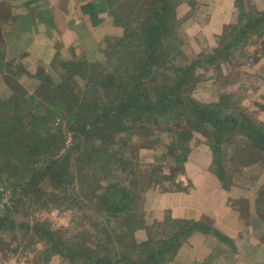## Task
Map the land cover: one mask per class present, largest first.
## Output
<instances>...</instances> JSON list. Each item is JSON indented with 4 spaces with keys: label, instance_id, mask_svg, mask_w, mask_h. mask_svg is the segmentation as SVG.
Segmentation results:
<instances>
[{
    "label": "rangeland",
    "instance_id": "374dc122",
    "mask_svg": "<svg viewBox=\"0 0 264 264\" xmlns=\"http://www.w3.org/2000/svg\"><path fill=\"white\" fill-rule=\"evenodd\" d=\"M171 1L176 19L174 34L177 40L174 43V49L180 48V51L175 52V54H167V59L170 62L165 66H157L151 74L146 75L145 87H147V91H144L142 93L144 95L141 97L144 100L154 102L160 108L164 107L157 103V98L164 87L160 83L157 85L155 77L159 78L161 73L162 78H164L163 73L171 74L172 70L168 68L169 66H185L191 62H197L192 75L181 89L189 109L194 101L200 104L223 102L225 104L221 106L222 109L228 114L239 117L241 122L250 120L264 127V19H262L264 13H259L264 12V0H244V11L241 13V17H238L234 0L233 4H227L228 0H224V5L218 4V6L217 0ZM220 1L223 2V0ZM106 3L109 10L108 15L102 21L103 26L98 27L100 24L97 23L101 22L98 20L95 28L102 29L103 32L108 28V32L102 37L101 44L94 51H91L92 53L87 54L93 59H89L84 53L70 56L63 48L57 47L49 64H42V62L34 64L36 63L34 62L33 67H26L23 59L8 58L4 48L3 35H0V51L3 52V61L0 57V62L3 63L8 60L12 62L10 65L7 63L0 66V104L8 99L12 92L19 94L25 90L27 94L35 93L38 89L39 80L32 74L38 73L37 70L40 68L49 75V78L51 77L54 82L53 85H62L65 82L70 89L80 96L83 93H88L90 96L88 90L93 79L90 77L88 67L91 61H102L100 64L104 67L99 73H96L98 77L107 73L109 79L112 76L114 78L123 76V71L117 72L110 67L109 63L106 64L107 52L118 50L121 62L122 59L130 57L131 48L125 42L127 40L132 41L133 38L129 37L134 36L133 31L142 30L135 26L140 8L150 10L155 4L153 0H106ZM228 10H233L229 17H220L221 12H228ZM258 17L260 18L257 19ZM91 22L93 24V21ZM123 26L127 30H124ZM242 26L247 28L245 34L239 31ZM216 28H219V31H216ZM234 37L237 39L234 40ZM108 40L111 41V45L118 40L122 41V44L118 43L116 48L111 49L110 46L106 47ZM227 43L231 44L224 51L226 54L212 53V49H221ZM139 48L141 49L142 46L140 45ZM139 52L140 50L137 51V53ZM212 57L214 60L210 63H205V60H202H210L209 58ZM75 61H77V65L81 66L80 68L70 63H75ZM63 73L67 74L68 79L66 81L60 79V75L63 76ZM153 75L155 81L152 79ZM103 79L102 76L99 86H97V98H105L103 92L106 93L110 89L106 78ZM140 79L142 80L143 77ZM16 82L19 84H17L18 86L15 85L13 89L11 83L15 84ZM155 82L157 86H154ZM102 84L107 85V87L100 88ZM170 85L173 84L167 83L165 87ZM155 87L159 89L157 92L154 90ZM140 89H142V84ZM53 94L55 97L57 96L55 93ZM25 96L28 95L25 94ZM49 97L52 98L46 94L43 97L36 96L35 99L29 100V110L38 108L41 110L50 103ZM107 97L109 98L108 95ZM8 101L4 102L7 107L11 105ZM59 101L64 103L61 99ZM167 109L170 112L166 114L159 113L157 110L151 112L144 110L140 112L143 114L140 117L136 118L135 113L132 117H127L125 125H129L131 129L127 133H119L121 135L117 137L114 146L108 150L113 152V149L114 155L109 154L106 159L99 158L94 154V151L92 152L93 159H91L90 154H87L91 152L89 147H87L86 155H81L80 150L71 147L74 144L68 137V132H65V145L60 143L55 152L57 154L63 153L71 162L70 171L73 174L71 189L76 202L72 207L71 205H67L68 207L61 206L53 202L56 199L51 200L49 198L50 193H47L43 197L39 196L40 199H46L48 203L43 208L40 206L37 194L33 193L22 198L23 204H14L11 209L14 212L17 211L15 213L16 220H22L23 225L10 229H0V264H82L79 260L81 258L74 254L63 253V251L62 254L54 252L47 257L43 253V250L48 248L46 240L33 232L32 227L27 228L25 222L33 226L35 219L36 221H39L40 218L51 221L53 228L57 229L65 239H71L73 242L80 241L84 237L83 233H97L95 230L98 229L91 227L90 222H97L94 223L96 228L103 227L102 233L112 230L113 225L118 226L126 223L127 216L103 221L102 217L95 216V206L92 202L93 196H95L94 186L107 187V184L111 183L127 184L129 188L135 189L137 203L136 209L134 208L132 212L135 211L137 218H142L140 221L142 227L135 229L132 234L135 241L139 243L145 242L147 239L154 241L165 238L171 234L173 228L195 219L173 218L170 210L167 209L168 199L161 201L159 195L162 192L176 193V195L190 192L193 189L191 179L200 172L207 173L213 181L221 182L217 174L213 172L219 166L224 168L225 184L230 188L233 187L234 194L239 196V198H229L228 204L238 212L241 219L239 225L246 224L239 229L238 239L235 240L238 241L237 247L232 243V248L230 247L232 251H230L226 247V243L220 241V246L211 252L209 247L203 248L202 244L197 243L196 240L195 243L189 241L191 245L186 243L185 241L191 233L187 236H180V239L185 238L184 245L179 246L183 248L181 250L178 248L167 264H176L183 259L186 264H264V252H262L264 251V209L258 207V200L264 198V149H253L251 147L252 141L246 135L228 131L221 145V155H216L214 162L212 150L214 137L208 131H203L201 127L193 129L189 119L176 118L177 113L183 110L180 106H168ZM4 113L0 109V120ZM172 116L175 118L172 119ZM134 117L135 121L132 123ZM165 117H169V119L166 120ZM61 120V123H64L65 119L62 118ZM56 121L58 119H55ZM188 127L192 132L190 137L184 135ZM184 145L187 146L188 150L185 151L183 163H178L176 162V155L181 154L180 146ZM218 161H221V165L217 163ZM89 163L90 165H88ZM92 168H94L93 171ZM185 168H187V172ZM6 172V169H0L1 186L3 179L10 174V172ZM91 179L93 182L90 181ZM52 188L50 186L47 189L56 190L53 191L57 192L56 195H62L60 190L55 188L52 190ZM153 191H156V195L152 194ZM4 196L5 193L0 197V215L4 210L3 198H7V195ZM191 196L188 197V201L194 202L192 200L195 196ZM48 199L50 200L48 201ZM72 202L70 201V203ZM101 210L106 213L102 208ZM121 219H123L122 222ZM209 220L211 221V219ZM209 220L204 221V223L211 225V222L207 223ZM247 225L251 227L253 225L249 229L252 231L251 233L246 231ZM26 230H29L27 234H25ZM123 230L115 229V231L125 234L127 231ZM114 238L115 244L120 243L119 245L127 244L129 241V238L124 239L123 235L122 237L117 235ZM203 238L210 242L219 241L213 231L204 232ZM177 240L179 241V238ZM79 244L81 249L91 246L85 242ZM198 244L201 245L197 246ZM208 250L211 254H208L209 257L206 258ZM116 251L126 254L121 247ZM248 258L252 259L248 260Z\"/></svg>",
    "mask_w": 264,
    "mask_h": 264
},
{
    "label": "trees",
    "instance_id": "16d2710c",
    "mask_svg": "<svg viewBox=\"0 0 264 264\" xmlns=\"http://www.w3.org/2000/svg\"><path fill=\"white\" fill-rule=\"evenodd\" d=\"M153 1L155 4L153 8L150 10L144 8V10L141 9V7L137 15L138 19L137 22L135 21L137 23L135 26L142 30L137 32L133 31L132 33L134 36L129 37L128 35L129 38H133L132 41L127 40L125 42L126 45L131 48L130 57L128 56V58L124 60L122 59L121 62L118 50L107 52L105 59L107 60L106 64L109 63L110 67L113 70H117V72L123 71L124 75L119 76V78H114V76H112L110 79L108 73L102 75L104 79L106 78L110 86H108L110 89L106 93L103 92L105 98H97V86H99L102 76L98 77L96 75L104 66L100 64L102 61L94 60L89 63V67L85 66L89 68L90 77L93 79L88 90V92L90 91V96L88 93H83L80 96L77 92L70 89L65 82L62 83V85H53L54 82L51 80V77L49 78V75L40 68L37 70L38 73L32 74L33 77L39 80L38 89L35 93L27 94L25 90L19 94L12 92L8 99L1 102L0 109L5 113L0 120V169H6V173L10 172V174L3 179L4 181L1 179L3 185H0V197L5 193L4 197L7 195V198H3L4 201L2 204L4 210L0 215V229H10L23 225L22 220H16L17 216H15V213L17 211L14 212L11 208L14 204H23L24 201L22 198L30 196L33 193L37 194V199L40 200V206L43 208L48 203L46 199H40L39 196L43 197L47 195V193H50L49 198L51 200L54 198L56 199L53 202L61 206L68 207L71 205L72 207L74 205L76 200L73 198V191L71 189V183H73V174L70 171L71 162L63 153L57 154L55 152V149L60 143L65 145V132H68V137L71 138L74 144L71 147L80 150L81 155H86L87 147H89L91 152L87 154H90L91 159H93V151L99 158L106 159L109 154L112 156L114 155L113 149V152L108 150L114 146L117 137L123 133L129 132L131 129L129 125H125L127 117H132L134 113L136 118L140 117L143 115L140 112L144 110H150V112L157 110L159 113L162 112L166 114L170 112L167 109L168 106L178 105L180 108H183V110L177 113L176 118L189 119L192 123L190 126L193 129L201 127L203 131H208L209 134L214 137V145L212 148L214 152V162L216 155H221V145L228 131L246 135L251 139V147L253 149H264V131H262L264 127L250 120H248V122H241L239 117L228 114L222 109L221 106L225 103L211 102L200 104L194 101L190 109L189 106H186L181 89L183 84L187 83L189 77L192 75L197 62H191L185 66H169L168 68L172 70L171 74L163 73L164 78H162L161 73L159 78L155 77L158 83L157 85L161 84V86L164 87L157 98V103L164 107L160 108L154 104V102H150L146 99L144 100V98L141 97L144 95L142 93L147 91V87H145L147 82L145 80L146 75L151 74L153 69L157 66H165L168 64L170 61L167 59V54H175V52L180 51V48L174 49V43L177 37L174 34L176 19L174 6L171 5L172 1ZM243 2L244 0H234L238 10V17H241V13L244 11ZM4 7L5 4L0 3V9ZM91 16L94 22L93 15L91 14ZM259 18L260 17L257 19ZM124 30H127V28H124ZM239 31L245 34L247 28L242 26ZM0 35H3L1 26ZM236 39L237 37H234V40ZM119 40L113 45H111V41H106V47L110 46L111 49L116 48L119 45L118 43L122 44V41ZM230 44L231 43H227L226 46L224 45L221 49L215 48L211 51L214 54H226L224 51ZM140 45L142 46L141 49L139 48ZM139 50L140 52L137 53ZM115 56H117V58H115ZM0 57L3 61L2 51H0ZM213 58L214 57L209 58L210 60H202H205V63H210L213 62ZM0 63V66H3V64L7 63L10 65L12 62L8 60ZM70 63L77 68L81 67L77 65V61H75V63ZM91 70L93 71L91 72ZM129 71L131 72L129 73ZM62 75L63 76L60 75V79L66 81V79H68L67 74L63 73ZM141 77H143L142 80L140 79ZM152 79L154 80V75ZM156 82L154 86H157ZM167 83L173 85L165 87ZM11 84L14 89L15 85L18 86L17 84L19 83L16 82L15 84ZM141 84L142 89H140ZM101 87H107V85L102 84L100 85V88ZM154 90L157 92L159 89L155 87ZM53 93L57 96L55 97ZM25 94L28 96H25ZM46 94L52 96V98L49 97L50 103L48 105L42 106L43 108L41 110H38L39 108L36 110H29V100L35 99L36 96L43 97ZM146 98L148 97L146 96ZM60 99L64 103L60 102ZM6 101L11 103L9 107L5 105L4 102ZM64 106L66 107V111ZM135 117L132 123H134ZM169 117H165V119L168 120ZM189 117L193 119L191 120ZM62 118L65 119L64 123H61ZM171 118L174 119L175 117L172 116ZM55 119H58V121L55 122ZM184 133V135L190 137L192 135L190 127H188ZM180 147L181 154L176 155V162L183 163L185 151H187L188 148L185 145ZM45 156H47V159L44 158ZM90 163L88 165H90ZM217 163L221 165V161ZM93 170L94 168H92V171ZM213 172L217 174L222 184L227 186L225 184L226 176L224 168L219 166V168L214 169ZM93 177L95 178V176ZM90 181L93 182L92 179ZM50 186L60 190L62 195H56L57 192H53L56 191L53 190V188V191L48 190L47 188ZM16 195L17 198H15ZM94 195L92 202L95 206V216L102 217L103 221L111 220V218L115 220L127 216L125 219V221L127 220L126 223H122L118 226L113 225L112 230L102 233L104 231L102 230L103 227L100 229L96 228L97 226L94 223L97 222H90L91 227L98 229L95 230L97 233H83L84 237L81 238L80 241L73 242L71 239H65L57 229L53 228L50 223L51 221L41 220V218L39 221H36L35 219L33 226L25 222L27 228L32 227L31 230L33 232L46 240L48 248H45L43 253L46 254L47 257L54 252L62 254L63 251V253L74 254L81 258L82 260H79L82 264H167L185 240V238L180 239V236L190 235L194 231H213L219 241L229 246L232 245L231 240L214 227H210L199 221L191 220V222H185L173 228L171 234L165 238L154 241L147 239L145 242L138 243L132 236L135 229L142 227L140 223L142 218H137L135 211L132 212L134 208L136 209L137 203L135 189L129 188L127 184L111 183L107 184V187L94 186ZM50 199H48V201ZM263 200L264 198L258 200L259 209H264V202H261ZM70 201L73 202L70 203ZM62 208L65 209L64 207ZM101 208L106 211V213H103ZM122 221L123 219H121V222ZM117 228H119V230L125 228L123 231L127 232L121 234V232L115 231ZM28 232L29 230H26L25 234ZM117 235L121 237L123 235L124 239L128 237V243H123L121 245H119L120 243L115 244L114 237H117ZM76 237L79 238L78 236ZM178 238L179 241L177 240ZM81 242H85L87 245L91 244V246L81 249L79 244ZM120 247L126 254L116 251Z\"/></svg>",
    "mask_w": 264,
    "mask_h": 264
},
{
    "label": "crops",
    "instance_id": "0c3cea01",
    "mask_svg": "<svg viewBox=\"0 0 264 264\" xmlns=\"http://www.w3.org/2000/svg\"><path fill=\"white\" fill-rule=\"evenodd\" d=\"M0 3L5 4V7L0 9V26L6 55L9 59H23L26 67H33L34 62H36L34 64L40 62L49 64L57 47L63 48L70 56L84 53L89 59H93L88 55L101 44L102 37L108 32V28L104 32L95 28L98 20L101 21L97 23L101 28L102 21L108 15L106 0H0ZM223 3L224 0L223 2L217 0V6L224 5ZM227 4H233V0H228ZM232 12L233 10L221 12L220 17H229ZM91 14L95 20L93 24ZM216 31H219V28H216ZM187 168H185L186 172ZM191 181L193 189L190 192L178 195L162 192L159 200L168 199L167 209L170 210L173 218H192L203 223L211 219L207 221V223L211 222L208 226L224 233L223 235L230 238L237 247L238 241L235 240L238 239L239 229L246 224L239 225L241 219L238 212L228 204L229 198H239L234 194V188L224 186L218 180L213 181L207 173L201 172L197 176L194 175ZM153 193L156 195V191ZM191 195L195 196L192 200L194 202L188 201ZM250 227L247 225L245 229L251 233ZM203 234L204 232L195 231L185 242L190 244L189 241L195 243L196 240L197 243L202 244L197 246L201 245L203 248L207 246L210 251L220 246L218 240L205 241ZM226 247L229 250L230 247L232 248L227 244ZM210 251L208 250L206 258L211 254ZM176 264H186V262L183 259Z\"/></svg>",
    "mask_w": 264,
    "mask_h": 264
}]
</instances>
